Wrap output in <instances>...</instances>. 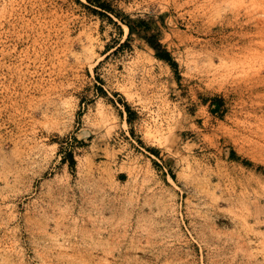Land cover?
Wrapping results in <instances>:
<instances>
[{"label":"rangeland","instance_id":"374dc122","mask_svg":"<svg viewBox=\"0 0 264 264\" xmlns=\"http://www.w3.org/2000/svg\"><path fill=\"white\" fill-rule=\"evenodd\" d=\"M0 264H264V0H0Z\"/></svg>","mask_w":264,"mask_h":264}]
</instances>
